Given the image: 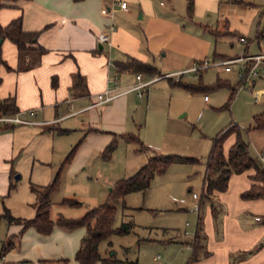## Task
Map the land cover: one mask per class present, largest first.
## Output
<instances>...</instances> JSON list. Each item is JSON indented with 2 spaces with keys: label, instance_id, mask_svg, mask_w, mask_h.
<instances>
[{
  "label": "rangeland",
  "instance_id": "obj_1",
  "mask_svg": "<svg viewBox=\"0 0 264 264\" xmlns=\"http://www.w3.org/2000/svg\"><path fill=\"white\" fill-rule=\"evenodd\" d=\"M127 1L130 18L121 12L115 13V27L123 26L125 20L133 25L143 22L138 19L142 11L138 3ZM142 3L179 26L175 31L166 29L158 40L163 47L156 55L148 57V64L155 67L156 75L161 77L144 89L142 97L136 92L126 94L124 113L121 115L118 108L112 112L107 120L109 130L79 132L76 139L73 133L64 136L66 150L61 153V147L56 149L57 156L50 166L48 184L58 176V188L50 196V218L55 220L58 214H62L65 218L77 219L106 203L116 182L132 176L153 155L197 159L194 164H171L164 173L154 175L146 190L128 193L115 201L113 228L124 227L127 232L113 233L98 245L102 257L114 256L128 264H184L189 254L186 244L195 234L198 216V232L207 237L210 247L222 243L224 237L221 220L226 213L218 202H214L216 194L210 200L202 197L203 181L208 176L207 163L215 140L222 145L226 155L235 137V127L241 140L248 145L249 155L264 169V161L258 155L264 152V129H255L252 120L254 115L264 113V63L257 67L259 77L255 82L249 80L243 86L245 81L238 76L240 63L231 64V71L225 70L224 66L211 65L216 61L214 52L222 54L221 60L264 53V36L257 37L262 29L264 0H142ZM181 31L204 49L202 55L196 56L193 65L183 63L173 52L189 49L182 43ZM240 37L245 42H241ZM190 64L203 70L182 76L163 75ZM141 75L144 81L153 77L145 73ZM170 80L196 90L173 86ZM218 82L224 85L213 87ZM232 89H235L234 93ZM256 95L257 101L254 100ZM204 96L207 99L204 100ZM230 97L228 106H225ZM92 133L109 136L107 145L114 141L110 158L101 155L106 145L100 153H90L85 159L78 156L74 160L86 134ZM17 174L21 175L16 172L10 176L11 183L28 185L26 177H19L16 181ZM232 175L235 176L230 179L226 191L218 193L234 203L231 208L238 211L241 207L238 192L246 177ZM2 177L0 173V185H6ZM193 193L197 194L196 200L192 198ZM65 199L78 204L70 206L63 202ZM195 203L198 209L192 210ZM258 207L260 205L255 206ZM214 209L217 210V219ZM256 212L248 211L244 220L250 223L253 215H262ZM7 226L5 219L0 218V240ZM227 230L233 233H229L224 244L232 246L234 228L229 225L225 233ZM257 244L260 247V243ZM215 257V254L204 256L199 253L196 261L198 264H213ZM240 262L263 264L264 251L246 254Z\"/></svg>",
  "mask_w": 264,
  "mask_h": 264
},
{
  "label": "crops",
  "instance_id": "obj_2",
  "mask_svg": "<svg viewBox=\"0 0 264 264\" xmlns=\"http://www.w3.org/2000/svg\"><path fill=\"white\" fill-rule=\"evenodd\" d=\"M115 1L3 0L4 7L0 9V25L5 26L11 20L21 16L23 31H39L36 43L32 47L44 49L39 56L35 50L26 56L27 67L19 70L16 46L7 39L1 44V57L10 69L0 66V98L13 97L18 110L34 109L35 115L32 119L36 122L33 125H5L3 127L6 128L0 130V173L3 175V183H6V185H0V218L5 219L6 222V218L3 217L4 208L9 210L16 219L33 218L35 195L30 191L29 185L31 183L43 186L49 183L50 166L57 156L56 149L61 147V153L66 150L64 136L73 133L76 139L79 132L109 130L107 120L112 116V112L118 108L121 115L124 113L127 106L125 96L134 92L96 105L97 94L107 88H114L111 79L113 75L117 76L119 88H126L136 83L137 74L116 73L114 61L134 58L148 63V57L156 55L163 47L158 40L166 29L178 30L179 26L176 22L172 23L161 14H155L150 7L142 3V0L134 1L141 7L142 11L138 19L143 22L133 25L125 20L123 26L115 27V13L121 12L127 19L131 14L129 4L128 10L124 11L114 4ZM101 33L109 34V45L98 42V36ZM181 34L184 47L189 49L173 52L182 59L183 63L191 62L193 65L196 56L202 55L204 49L184 32L181 31ZM213 56L216 61L222 58V54L215 52ZM192 65L163 75L182 76L184 73H198L203 70H195ZM255 80L251 81L254 83ZM234 130H236L235 137L230 145L240 138L239 130L235 127ZM108 141L109 136L86 134L85 141L78 148L74 160H77L78 156L85 159L90 153H100ZM74 160L70 169L73 167ZM16 172L21 173V175L17 174L20 178L26 177L28 185H14L9 190V185L13 184L10 176ZM253 173L252 169L240 173L246 177V180L241 182L243 186L238 192L239 198L253 183L250 179ZM232 176L235 175H231L230 179ZM5 193H7L6 196H3ZM213 196L216 200L214 202H218L220 208H223L226 213L221 220L224 237L221 239L222 243L210 247L207 237L199 231L200 242L203 245V251L200 254L204 255V252L208 253V256L215 254L217 257L213 264H234L236 261V264H240L246 254H258L264 251V196L251 200L240 198L241 207L238 211L231 208L235 204L225 200L222 193L214 192ZM258 205L260 207L255 208ZM215 211L217 213L216 209ZM248 211H258L262 215L250 216L252 219L248 223L244 220ZM217 215L214 216L216 219ZM59 216L63 215L58 214ZM255 217H260V220L256 221ZM7 224L4 236L0 240V249L8 241L12 248L3 255L0 254L1 264L15 262L79 264L75 260V254L85 228L79 227L72 231H65L55 226L48 235H42L32 227L26 228L21 233L23 227L21 222H7ZM199 224L198 216L196 230ZM229 225L233 226L235 233L232 246H227L228 243L224 244L228 241L226 237L229 233H233L231 230L225 233ZM193 238L186 244L189 254L184 264L187 263L191 254L190 245ZM198 262L195 261L192 264H198ZM123 264L128 263L123 261Z\"/></svg>",
  "mask_w": 264,
  "mask_h": 264
},
{
  "label": "trees",
  "instance_id": "obj_3",
  "mask_svg": "<svg viewBox=\"0 0 264 264\" xmlns=\"http://www.w3.org/2000/svg\"><path fill=\"white\" fill-rule=\"evenodd\" d=\"M81 1V0H74ZM4 7L3 0H0V9ZM263 18L262 29L257 33V37L264 36V8L261 14ZM39 31L26 32L22 29L21 16L11 20L7 25H0V66H5L10 69L6 62L1 57V44L4 40L12 42L18 52V69L26 68L25 58L34 50L39 56L44 52V49L38 47L33 48ZM115 69L118 73H145L149 76L157 77V70L155 67L148 63L141 62L134 58H129L125 61H114ZM78 78V75H77ZM170 79V78H168ZM1 84V77H0ZM173 86H179L189 89L191 91L196 88L181 82H172ZM223 83H216L213 87H221ZM233 93L235 89H232ZM231 97L227 104L228 106ZM18 111L13 97L0 98V115H11ZM254 128H264V113L253 117ZM6 127L0 128L5 129ZM127 138V137H126ZM115 148L114 141L110 142L102 152L105 159H109ZM72 152L69 154L71 156ZM197 159L186 158L177 155H153L148 158L147 162L141 166L132 176L126 179H120L116 182L113 189H111L108 201L95 208L88 210L82 217L77 219L65 218L59 216L57 219L50 218L51 194L58 188V176L47 185L39 186L29 185L30 191L35 195V202L33 204L35 215L28 220L16 219L13 217L9 210L4 208L3 217L6 218L8 223L21 222L23 225L21 233L29 227L34 228L42 235H48L52 229L57 226L65 231H72L76 228H85V233L82 236L79 248L75 254V260L79 264H123V261L116 259L114 256L102 257L98 250V245L101 241L106 240L111 234H124L127 229L124 227L113 228V221L115 215V207L113 203L122 199L126 194L146 190L155 174L164 173L167 168L173 163H197ZM252 169L254 173L250 176L252 184L250 188L241 194L244 200L258 199L264 196V169L257 163V161L249 155L248 145L240 138L229 148L225 155L222 147L218 141L215 140L212 151L207 163L206 171L208 176L205 177L202 186V197L210 199L214 192H224L228 187V182L232 174H240L247 170ZM213 176H211V175ZM259 183V184H258ZM14 187V184L9 185V190ZM64 203L70 206H77V202L71 199H65ZM216 216L215 209L213 210ZM199 229V227H198ZM198 229L194 234L191 243V256L186 264H190L198 259L199 253L203 251V245L200 242L201 235ZM11 243L8 241L3 244L0 249V254L3 255L11 249ZM204 256L208 253L204 252Z\"/></svg>",
  "mask_w": 264,
  "mask_h": 264
},
{
  "label": "built area",
  "instance_id": "obj_4",
  "mask_svg": "<svg viewBox=\"0 0 264 264\" xmlns=\"http://www.w3.org/2000/svg\"><path fill=\"white\" fill-rule=\"evenodd\" d=\"M116 6L120 10L127 11L128 10V2L127 0H116L114 2ZM239 40L241 42H245L244 38L240 37ZM98 42L100 44H108L110 43V37L107 33H101L98 36ZM233 63H240L241 67L238 71V76L241 81H249L257 78L259 76V73L257 72V67L264 63V53H259L255 55H245V56H239L236 58H230L226 60H220V61H213L211 65L215 66H224L225 70H230V65ZM200 69V68H194ZM117 73V71H116ZM113 78V84L114 88H107L101 93L97 94L96 98V105H101L107 102H110L117 98L120 95L129 93V92H136L138 97L143 96L144 89L155 80V78H152L148 81H143L142 76L140 74H137L135 76L136 83L134 85L128 86L126 88H119L117 76L116 74L112 76ZM111 78V79H112ZM243 81V82H244ZM243 86V85H241ZM207 99L206 96L204 97V100ZM255 101L258 100L257 97L254 98ZM35 115L34 109H27V110H18L16 113L11 115H0V127H3L5 125H33L36 122L32 119V117ZM259 159L261 161H264V152H261L258 154ZM193 199H197V194H192ZM198 209V205L195 203L192 207V210ZM256 221L260 220V217H255ZM0 264H1V257H0Z\"/></svg>",
  "mask_w": 264,
  "mask_h": 264
},
{
  "label": "water",
  "instance_id": "obj_5",
  "mask_svg": "<svg viewBox=\"0 0 264 264\" xmlns=\"http://www.w3.org/2000/svg\"><path fill=\"white\" fill-rule=\"evenodd\" d=\"M19 179V175H15V180Z\"/></svg>",
  "mask_w": 264,
  "mask_h": 264
}]
</instances>
